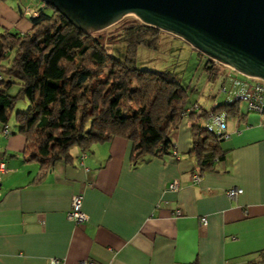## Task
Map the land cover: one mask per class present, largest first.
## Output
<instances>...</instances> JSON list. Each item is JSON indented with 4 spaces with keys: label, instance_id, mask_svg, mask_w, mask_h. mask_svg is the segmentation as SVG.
<instances>
[{
    "label": "crops",
    "instance_id": "1",
    "mask_svg": "<svg viewBox=\"0 0 264 264\" xmlns=\"http://www.w3.org/2000/svg\"><path fill=\"white\" fill-rule=\"evenodd\" d=\"M21 2L35 9L43 4L0 0V31L31 27ZM214 95L199 92L195 101L209 108L205 102L211 105ZM237 105L226 114L225 154L199 173V182L191 178L198 170L185 118L171 133V154L133 163L131 140L115 136L85 151L73 147L71 158L55 162L39 181V164L22 154L24 135L15 125L6 136L0 123V264H47L52 257L63 264H247L257 258L264 248V118L245 102ZM173 180L179 189L168 188ZM230 188L242 191L231 199ZM75 194L87 215L80 224L67 218Z\"/></svg>",
    "mask_w": 264,
    "mask_h": 264
},
{
    "label": "trees",
    "instance_id": "2",
    "mask_svg": "<svg viewBox=\"0 0 264 264\" xmlns=\"http://www.w3.org/2000/svg\"><path fill=\"white\" fill-rule=\"evenodd\" d=\"M29 18L31 27L23 33L0 32V123L3 129L18 99L28 102L26 110L14 112V119L25 137L22 154L39 164L36 181L55 162L69 160L73 147L85 151L115 136L131 140L133 163L146 155L171 154V133L184 118L190 121L189 152L198 175L224 156V138L207 130L206 119L210 112L236 111L238 102L212 107V101L206 108L189 100V88L172 70L138 67L139 49H157L161 30L132 21L123 28L125 50L120 56L49 4ZM107 65V79L98 81ZM221 66L206 58L210 80L222 75L218 88L225 72L220 74ZM11 84L19 87L14 95L8 93ZM127 101L132 106L125 114ZM247 264H264V248Z\"/></svg>",
    "mask_w": 264,
    "mask_h": 264
},
{
    "label": "water",
    "instance_id": "3",
    "mask_svg": "<svg viewBox=\"0 0 264 264\" xmlns=\"http://www.w3.org/2000/svg\"><path fill=\"white\" fill-rule=\"evenodd\" d=\"M92 33L125 15L173 34L237 72L264 80V0H40Z\"/></svg>",
    "mask_w": 264,
    "mask_h": 264
},
{
    "label": "rangeland",
    "instance_id": "4",
    "mask_svg": "<svg viewBox=\"0 0 264 264\" xmlns=\"http://www.w3.org/2000/svg\"><path fill=\"white\" fill-rule=\"evenodd\" d=\"M18 1L20 2V0ZM13 2L16 3V0H13ZM24 6L25 5L22 3L19 7L23 14H25L23 9ZM134 20L139 21L134 15H125L116 23L103 30L93 32V34L95 38L103 43L110 52H116L122 56L125 50L122 39L123 28ZM11 57L12 53L3 60V64H7L8 59ZM205 61L206 57L192 48L187 42L173 34L161 31L159 34L157 49H139L137 65L141 68L172 70L178 76L181 83L189 88V100L195 101L199 92H202V98H205V96H208L209 94H214L222 76L218 75L215 80H210L209 71L205 68ZM222 66L219 67L220 69L218 68L220 74L221 71H225V67ZM108 71L109 65H107L99 75L98 81H105L107 79ZM96 82L97 80L92 82V90L95 88ZM18 89L19 87L17 84H11V87L8 88V93L14 95L17 93ZM205 104L208 107L211 106L209 100L206 101ZM131 106L132 103L129 101L124 103L123 111L125 114L129 112ZM27 107L28 102L25 99L17 100L12 114L8 119V127L10 129L15 127L14 112L24 111Z\"/></svg>",
    "mask_w": 264,
    "mask_h": 264
},
{
    "label": "built area",
    "instance_id": "5",
    "mask_svg": "<svg viewBox=\"0 0 264 264\" xmlns=\"http://www.w3.org/2000/svg\"><path fill=\"white\" fill-rule=\"evenodd\" d=\"M25 15L35 16L37 14V8H33L30 5L23 7ZM215 62V61H214ZM222 65V64H221ZM224 66V65H223ZM224 77L216 92V98L212 107L220 103L232 104L234 102H245L249 110L259 113L264 118V80L257 77H250L243 75L231 67L224 66ZM187 113L184 114L186 116ZM206 128L211 133L218 137L225 138L227 134L226 128V112H210L206 119ZM2 132L4 135L11 133L7 124L4 125ZM5 170L4 162L0 159V173ZM193 182H199L200 176L197 173L191 176ZM168 188L171 190L179 189V183L177 180H173L169 183ZM239 188H230L226 194L229 198L234 199L239 193ZM174 215H179L180 210L176 209L173 212ZM67 218L80 224L87 220L86 213L82 210V197L79 194H75L71 197L70 209L67 212ZM207 223L206 217L200 218V224L205 226ZM234 238V236L232 237ZM47 264H63L59 258H49ZM79 264H94L91 260H83Z\"/></svg>",
    "mask_w": 264,
    "mask_h": 264
}]
</instances>
